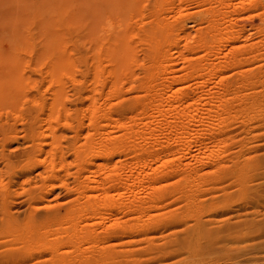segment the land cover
I'll use <instances>...</instances> for the list:
<instances>
[{
    "label": "rangeland",
    "instance_id": "1",
    "mask_svg": "<svg viewBox=\"0 0 264 264\" xmlns=\"http://www.w3.org/2000/svg\"><path fill=\"white\" fill-rule=\"evenodd\" d=\"M156 2L0 0V77L6 78L5 73L12 71L5 61L13 58L20 81L17 118L6 114L9 109L5 106L0 108V126L14 128V139L0 152V264H264V0H248V9L242 12L251 15L255 25L251 20L236 25V30L245 26L244 31L228 46V52L236 47L243 60L239 57L225 72L224 80L214 84L230 94L225 111L221 110L226 124L215 128L213 143L203 145L212 149L214 144L212 150L218 154H208L204 162L191 161L188 171L179 154L171 155L177 172L163 174L159 199L152 191L133 195L108 190V198L119 195L122 201L121 209L109 212L114 214L109 222L76 220L69 226L62 220L78 205L102 203L97 191L91 193L95 196L91 201L78 199L80 176H90L101 165L104 183L110 176L119 179V171L108 169L110 163L135 165L122 154L95 158L81 171L75 163V149L96 141L100 133L120 138L125 133L120 125L137 119L139 123L138 117L142 118L141 105L150 99L141 90L147 83L144 71L150 55L144 36L156 25L150 18ZM181 6L186 12L179 19L165 13L172 16L175 28L184 27L194 39L195 30L206 22L201 21V15L192 14L198 12L194 2ZM125 33H130L133 63L119 91L108 95V73L116 67L105 52ZM170 54L169 69L155 76V94L173 76L186 73L187 63L177 60V50ZM200 56L197 53V59ZM190 84L180 86L183 93H190ZM57 87L62 92L61 109L52 126L58 132L65 163L58 172L64 185L57 187L47 205L34 204L31 197L43 180L44 154L34 164L22 167L38 150V133L46 128ZM91 102L106 111L107 117L92 122L86 110ZM148 133L150 126L141 125L131 134L140 154L179 151L175 143L166 148L161 142L144 140ZM43 142L51 143V139L47 136ZM44 147L51 150L49 145ZM131 227L138 228L131 231ZM83 228L102 235L96 242L82 240L72 247L68 243L74 237L68 233ZM62 241L67 244L59 243Z\"/></svg>",
    "mask_w": 264,
    "mask_h": 264
},
{
    "label": "bare ground",
    "instance_id": "2",
    "mask_svg": "<svg viewBox=\"0 0 264 264\" xmlns=\"http://www.w3.org/2000/svg\"><path fill=\"white\" fill-rule=\"evenodd\" d=\"M187 2H194L198 12L194 11L192 14L201 15V21L206 22L205 27H198L195 30L196 37L194 39H191L190 34L184 31V27L175 28L173 21H171L172 16L179 19L185 15L186 10L181 5ZM247 6L248 0H239L234 3L232 0H157L153 11L150 13V18L156 22V25L144 36V41L150 47V55L148 58L149 66L144 71L147 83L143 84L141 90L144 91V94L146 93L147 99H150L146 104L142 103L143 105H141L142 118L138 117L139 123L136 122L137 119L135 120L136 123L120 125L125 131L120 138L113 135L108 138L105 134L100 133L96 141H89L75 149V163L81 171H85L89 163L95 158H113L122 154L129 157V160L132 159L135 165H131L132 162L117 167L115 163H110L108 169L119 171V179L110 176L104 183L101 181V165L92 170L90 176H80L79 179L82 182L80 181L76 188L78 199L87 198L91 201L95 198L91 193L97 191L100 192L97 199L102 200V203L78 205L72 208L62 219L65 225H74L76 220L77 222L92 221L93 223L97 220H100V223L113 220L114 214L110 215L109 212L121 209L122 201L119 195L108 198L106 193L108 190L113 192L125 190L133 195H138L141 191H152V194L157 196L155 198H158L161 192L159 189L162 187L159 180L164 177L163 174L165 172H177V163L171 159V155L179 154L180 159L184 161V164L186 163L185 167H190L193 161L204 162L202 160L208 154H210L209 156L218 154V151L212 150L216 147L214 144L210 146L212 149L205 148L203 145L212 142L215 128L218 129V126L225 123L226 119L222 118L221 113L223 114L225 111L226 97L230 94L219 88L217 89L214 84L216 80L218 83L222 82L225 78V72L230 69L229 66H235L237 61L240 60L239 57L243 58L238 56L236 47L228 52V46L230 43L235 42L244 31L245 26L236 30V25H243L250 20L251 24L255 25V20L251 15H243L242 11H246ZM165 11H169L172 16L168 17ZM235 15L238 17L234 18ZM257 25L255 28L261 30ZM261 31L264 32V28ZM129 34H122L121 37L110 44L105 52L106 58L108 57L111 60L110 62L113 61L116 67L108 73L110 78L108 95H114L119 91V84L128 76V67L133 63L132 60L130 61ZM174 50H177V60L187 63L186 73L183 76H173L165 87L155 94L154 89L158 85L155 76L160 70L169 69L172 64L170 52ZM197 53L201 54L199 59L196 57ZM5 62L9 63L7 65L8 70L11 68L12 71L5 73L8 75H6V78H3L5 76L0 77V108L3 106L8 108L9 113L6 114H9L15 120L17 118L16 98L20 88L18 64L17 60L13 58H9ZM110 64L112 65V63ZM93 79L95 84V77ZM55 83L57 84V82ZM185 83H191L189 94L183 93L182 88H180ZM54 94L55 96L49 106L50 110L46 115V128L38 133V142L40 143L38 150L35 154L29 155L28 162L22 167L34 164L33 161L39 155L44 154V176L39 191L32 194L31 199L34 204L47 205L50 202L49 197L56 191L57 187L64 185L58 172L65 167V163L58 144V132L52 126V123L58 120L57 111L61 109L62 92L60 88H55ZM99 109L101 107L94 102H91L86 108L91 115L92 122L107 117L106 111ZM141 125L150 126V133L144 136V140L161 142L163 147L166 148L175 143L179 151L170 149L169 152L158 151L150 154H140V150L136 147L131 134ZM13 131L14 128L0 126V152L4 150L6 144L14 139V136H11ZM45 132L51 139V143L43 144L44 138L47 137ZM34 135L33 132L32 136ZM220 141H223V139ZM45 145H49L51 150H46ZM189 167L185 170L188 171ZM103 212H106V214ZM136 228L138 227H131L130 230L133 231ZM68 234H72L71 236L74 237L68 243L72 247L82 240L89 243L96 242L102 235V233L95 230L84 228L76 233L69 232ZM29 238H32V232H29ZM59 243L67 244L65 241Z\"/></svg>",
    "mask_w": 264,
    "mask_h": 264
}]
</instances>
